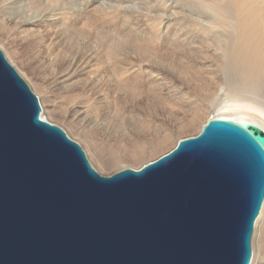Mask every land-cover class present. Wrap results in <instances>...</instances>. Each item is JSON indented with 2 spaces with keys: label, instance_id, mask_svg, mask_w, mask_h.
I'll return each mask as SVG.
<instances>
[{
  "label": "water",
  "instance_id": "1",
  "mask_svg": "<svg viewBox=\"0 0 264 264\" xmlns=\"http://www.w3.org/2000/svg\"><path fill=\"white\" fill-rule=\"evenodd\" d=\"M264 130L211 118L104 176L0 49V264H251Z\"/></svg>",
  "mask_w": 264,
  "mask_h": 264
},
{
  "label": "bare ground",
  "instance_id": "2",
  "mask_svg": "<svg viewBox=\"0 0 264 264\" xmlns=\"http://www.w3.org/2000/svg\"><path fill=\"white\" fill-rule=\"evenodd\" d=\"M95 1L98 0H85L79 10L68 11L60 6L40 15L38 10L31 12L29 0H0V34L22 41L28 36L38 42L50 38L52 48L59 49L56 54L59 70L35 87L42 98L43 118L50 122L46 114L61 115L86 132L96 118L111 117L115 101L140 98L149 102L160 97L178 105L185 115L201 107H212L214 111L206 122L222 118L252 123L264 130V0H155L156 4H150L156 13L151 16L154 23L150 29L140 32L141 38L130 35L132 39L119 32L110 45L100 44L106 49L104 55L100 45L98 48L92 45L94 39H100L99 33L85 30L82 24ZM130 1L134 5L138 2ZM125 2L107 3L105 7L102 4L106 3L99 2L101 5L97 7L103 11L110 5L114 11L109 16L118 23L134 6L123 5ZM10 23L14 27L10 28ZM102 35L107 37L105 33ZM140 40L154 45L153 48L141 46ZM155 47L159 52L166 50L158 61ZM138 50L145 57L131 54ZM100 57H108L110 66L92 71V62ZM175 62L199 69L203 77L191 89L184 83L178 85L180 74L173 71L171 79L167 67L172 63L176 66ZM228 85L244 89L230 95L226 91ZM85 90L91 95L87 96ZM143 136L135 131L120 138L132 150L131 157L140 162L144 161L148 144ZM122 154L115 153L109 161L101 163L119 165ZM262 207L255 225L256 231L262 229L263 233L255 240L251 264H264V203Z\"/></svg>",
  "mask_w": 264,
  "mask_h": 264
},
{
  "label": "rangeland",
  "instance_id": "3",
  "mask_svg": "<svg viewBox=\"0 0 264 264\" xmlns=\"http://www.w3.org/2000/svg\"><path fill=\"white\" fill-rule=\"evenodd\" d=\"M84 1L85 0H58L54 2L51 0H29V9L31 12L38 10L40 15H44L53 9H58L60 6L67 7L66 9L68 11L72 9L76 10L81 7ZM118 1L121 0H98L93 2L91 5V8H93L89 12V17L82 21L84 28H86L85 30L90 29V31L99 33L100 39H94L92 41L93 48H98L100 44L105 45V47L106 44L110 45L113 38L119 37V32L125 35L128 34L127 37L131 39L133 38L131 36L137 35L141 38V35L150 29L149 27L154 23L151 16L156 15V13L150 8V4L151 2L152 4H156L155 0H149L147 3V0H138L137 3L135 2V5L133 1L122 0L123 2L126 1L123 5L134 6L129 8L126 16L117 20V23L112 20L109 15H111L110 12L113 13L114 11L110 5L114 3L118 4ZM99 2L106 3L102 4V7H105L107 3L110 5H108L105 10L100 11L98 10L99 5H101ZM94 7L97 8L95 9ZM146 10H148V12ZM109 21H112V23L110 22V24ZM113 21L115 22L114 26ZM9 27H14V24L10 23ZM102 33H105L107 37H104ZM40 41L41 42H38L32 36H28L22 41L20 39H11L0 34V49L5 54L7 60L27 82L32 91L38 96L42 106V98L35 87L44 83L46 78H52L59 70L60 62L56 56L59 49L54 50L52 48V40L50 38H45L40 39ZM139 44L143 47L150 46L146 41L141 40ZM101 45L100 50H103L101 51L102 55H104L106 49ZM153 46L150 47L153 48ZM154 51L156 61H158L159 56L164 55L162 52L166 50L159 52L155 47ZM131 54L136 56V58L145 57L142 55L143 52H141V50L133 51ZM188 57H190V55H188ZM92 63V71H100L108 68L111 64V60L108 57H100L97 61ZM173 64L174 63L167 66L170 68L168 69L170 72L169 76L173 79V71L175 75L180 74L181 81H179L178 85H183L184 83L191 89L195 82L203 77L202 71L199 69H191L187 67L186 63H181L179 65L176 63V66ZM243 89L244 88L240 85L226 86V91L230 95L232 91L238 94L241 93ZM84 93L87 96L91 95V92L86 90ZM158 98L160 97L153 98L149 102L147 100H141L140 98L132 101H115L111 117L109 119H104L103 117L96 118L94 125L86 132L72 126L70 122L61 115H46L52 120L50 121L51 123L63 128L72 139L83 147L90 162L99 173L104 176H109L126 167L138 169L144 162L147 161L148 163V161H153L172 150L180 139L199 134L203 126L208 122H206V120L210 113L214 111V109H211L212 107L210 109H208V107H201L190 115H185L184 111L178 105ZM135 131L140 132L142 136L144 135V143H148L147 147L144 149V161L142 162L136 161L131 157L133 156L132 150H129V146L125 145L120 139L123 134ZM115 153L124 154H122L123 160L119 165L101 163V161H109L115 156ZM256 225L252 239L253 254L254 247L256 246L255 240L263 233L262 229L259 233L256 231Z\"/></svg>",
  "mask_w": 264,
  "mask_h": 264
}]
</instances>
